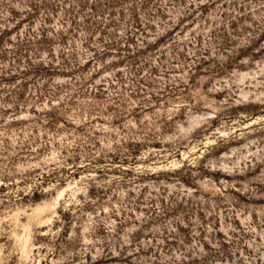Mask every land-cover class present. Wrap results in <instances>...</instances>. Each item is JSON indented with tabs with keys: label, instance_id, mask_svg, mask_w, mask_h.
I'll use <instances>...</instances> for the list:
<instances>
[{
	"label": "rangeland",
	"instance_id": "obj_1",
	"mask_svg": "<svg viewBox=\"0 0 264 264\" xmlns=\"http://www.w3.org/2000/svg\"><path fill=\"white\" fill-rule=\"evenodd\" d=\"M0 264H264V0H0Z\"/></svg>",
	"mask_w": 264,
	"mask_h": 264
}]
</instances>
